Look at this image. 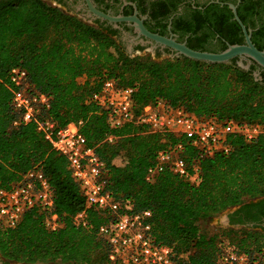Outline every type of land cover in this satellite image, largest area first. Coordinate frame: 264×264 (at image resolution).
I'll list each match as a JSON object with an SVG mask.
<instances>
[{
  "label": "trees",
  "instance_id": "trees-1",
  "mask_svg": "<svg viewBox=\"0 0 264 264\" xmlns=\"http://www.w3.org/2000/svg\"><path fill=\"white\" fill-rule=\"evenodd\" d=\"M237 15L251 28L254 45L264 49V21L256 25ZM231 24L240 32L236 21ZM12 67L25 70L28 92L47 95L48 106L40 107L38 116L56 127L78 126L104 163L105 188L116 200L128 201L129 212L149 210L152 241L171 247L181 264H218L229 246L244 253L264 248L259 229L244 224L213 229L207 224L229 208L233 223L240 212L264 203V133L250 141L230 134L228 152L200 155L199 148L175 132L151 130L134 119L110 125L105 110L91 98L105 79H115L134 87V115L145 104L162 101L200 118L264 122L263 78L228 62L183 55L129 56L112 30L45 0H0V187L9 188L23 173L39 167L52 189V209L60 222L57 229L46 228L45 211L37 207L26 210L13 227L0 222V254L6 261L119 264L98 233L112 214L85 203L67 159L34 121L12 124L19 116L11 103ZM176 141L183 142L187 171L197 168V182L168 167L153 169L157 151ZM80 210L84 225L73 219Z\"/></svg>",
  "mask_w": 264,
  "mask_h": 264
},
{
  "label": "built area",
  "instance_id": "built-area-1",
  "mask_svg": "<svg viewBox=\"0 0 264 264\" xmlns=\"http://www.w3.org/2000/svg\"><path fill=\"white\" fill-rule=\"evenodd\" d=\"M12 85L11 103L19 116L12 124L34 121L51 147L65 156L71 175L78 182L85 203L106 210L112 219L98 227V233L109 244L110 258L119 264H181L174 256L171 247L157 244L149 235L147 218L149 210L129 212L130 203L116 200L105 188L104 163L75 123L56 127L55 122L38 116L42 106H48V97L44 93L26 90V72L19 67H12L8 72ZM134 87L121 85L115 79H105L98 91L91 98L106 112V120L112 126L125 121L135 120L146 124L151 130L172 131L182 136L187 143L200 149V155L214 151L228 152L231 148L228 135H240L250 141L264 133V122L239 121L233 118L216 120L200 118L182 107L169 106L162 101L145 104L137 115L132 111ZM183 142L176 141L156 153L154 170L164 167L187 176L197 182V168L188 172L182 157ZM37 207L45 211L44 225L50 230L60 225L57 214L53 212L52 189L39 167L23 173L20 179L9 188L0 187V222L13 227L22 214ZM73 219L85 224L84 210L78 211ZM218 264H264V248L252 253H244L227 247L219 256Z\"/></svg>",
  "mask_w": 264,
  "mask_h": 264
},
{
  "label": "flooded vegetation",
  "instance_id": "flooded-vegetation-1",
  "mask_svg": "<svg viewBox=\"0 0 264 264\" xmlns=\"http://www.w3.org/2000/svg\"><path fill=\"white\" fill-rule=\"evenodd\" d=\"M56 5L64 11L74 14L85 22L100 25L104 29L112 30V35L129 56L135 54L158 55L165 57L174 51L161 46L146 37L136 35L131 21H108L94 16L88 11L86 0H45ZM93 6L111 15L135 14L142 20L143 25L151 32L171 36L179 42H184L191 48L218 52L228 44L243 42L240 28L232 26L233 13L228 3L235 5L237 11L256 25L264 21V0H90ZM238 24V23H237ZM239 25V24H238ZM240 27V26H239ZM250 28V27H249ZM251 29V28H250ZM222 32L221 37L218 33ZM238 38L230 41L232 38ZM251 39V30H250ZM254 44V43H253ZM243 64L249 60L247 57L233 56L228 63L239 67L238 61ZM241 68V67H239ZM242 69V68H241ZM256 72L260 79H264V68L253 60L248 61V68ZM227 225L235 228L242 224L247 227L259 229L264 232V203L258 207L248 208L236 215L239 220L230 223L229 214ZM243 220L244 222H240ZM0 264H62L60 262H15L6 259L0 254Z\"/></svg>",
  "mask_w": 264,
  "mask_h": 264
},
{
  "label": "water",
  "instance_id": "water-1",
  "mask_svg": "<svg viewBox=\"0 0 264 264\" xmlns=\"http://www.w3.org/2000/svg\"><path fill=\"white\" fill-rule=\"evenodd\" d=\"M88 6V11L91 12L94 16L99 18H104L108 21H117V20H126L131 21L133 30L136 32V35H142L149 40L154 41L155 43L160 44L161 46H167L171 48L174 52L168 54L169 56H179L183 55L185 57L202 60L206 62H228L233 56L238 57H247L249 60L255 61L261 67L264 68V49H258L250 39V28L246 27L245 24L240 20L236 14L235 5L228 3L229 8L233 13V18L239 24L242 34L243 42L228 44L224 49L218 52H212L207 50L193 49L187 46L184 42H179L171 36H165L158 34L156 32L149 31L142 23V20L137 17L135 14L132 15H111L105 13L101 10L96 9L90 0H86ZM248 60V61H249ZM247 63L243 64L240 60L238 61L239 67L242 69L248 68ZM252 75L255 79H260V76L256 72H252ZM227 223V216L225 217Z\"/></svg>",
  "mask_w": 264,
  "mask_h": 264
},
{
  "label": "rangeland",
  "instance_id": "rangeland-1",
  "mask_svg": "<svg viewBox=\"0 0 264 264\" xmlns=\"http://www.w3.org/2000/svg\"><path fill=\"white\" fill-rule=\"evenodd\" d=\"M230 211H232V208L226 209V210L222 211L221 213L213 216V218L210 220V222L207 223L208 224V227L215 229V228H218V227H225V226H227V223L225 221V217H226V214L228 212H230Z\"/></svg>",
  "mask_w": 264,
  "mask_h": 264
}]
</instances>
